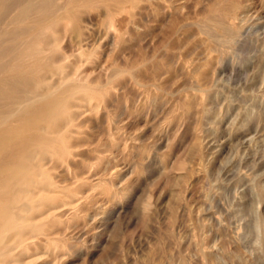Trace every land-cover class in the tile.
<instances>
[{
	"label": "rangeland",
	"instance_id": "374dc122",
	"mask_svg": "<svg viewBox=\"0 0 264 264\" xmlns=\"http://www.w3.org/2000/svg\"><path fill=\"white\" fill-rule=\"evenodd\" d=\"M213 3L137 0L114 28L101 1L80 9L94 56L64 50L111 89L82 122L90 187L54 231L56 264H264V0L225 44L201 25Z\"/></svg>",
	"mask_w": 264,
	"mask_h": 264
},
{
	"label": "bare ground",
	"instance_id": "6f19581e",
	"mask_svg": "<svg viewBox=\"0 0 264 264\" xmlns=\"http://www.w3.org/2000/svg\"><path fill=\"white\" fill-rule=\"evenodd\" d=\"M99 1L111 28L137 2L0 0V264H56L64 244L54 231L66 212L71 215L84 204L82 190L90 184L78 172L81 126L88 116L100 114L101 98L111 83L89 80L65 52L63 41L70 37L79 47L77 55L87 54L93 36L81 24L80 9ZM251 4L215 0L201 25L224 44L234 43ZM137 69L126 70L131 79ZM199 103L204 116L208 108L202 99ZM192 104L187 102V108ZM196 146L201 149L199 140ZM65 176L72 181L63 182ZM101 187L109 193L105 183ZM177 203L182 204L179 194L169 207L172 214Z\"/></svg>",
	"mask_w": 264,
	"mask_h": 264
}]
</instances>
